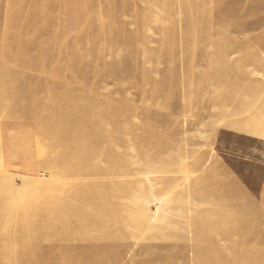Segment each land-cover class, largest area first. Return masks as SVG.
<instances>
[{"label":"rangeland","instance_id":"obj_1","mask_svg":"<svg viewBox=\"0 0 264 264\" xmlns=\"http://www.w3.org/2000/svg\"><path fill=\"white\" fill-rule=\"evenodd\" d=\"M46 1V13L32 20L35 0H0V66L7 68L0 73V86L12 76L22 87L26 71L33 80L28 86L32 96L20 97L14 114L0 91V177L9 180L3 192L22 199L38 197L45 188L55 191L48 186L57 176L53 158L68 139L24 119L37 114L38 98L46 93L41 82H62L63 87H54L59 93L75 86L76 79L87 86L84 92L97 110L92 112L99 127L115 138L112 145L85 149L115 156L120 176L107 191L136 183V195L121 201L141 219L133 230L117 228L116 241L96 242L94 233H88L87 246L73 249L85 257L77 264H264V0H205L203 9L196 5L200 26L206 27L197 30L200 38L194 44L187 43L181 0ZM90 6L98 16L89 33L71 31L64 13L71 10L76 16ZM205 35L210 40L200 43ZM8 54L12 61H5ZM119 111H128L129 117ZM66 121L70 125L76 119ZM85 140L80 137L73 149ZM27 146L41 148L43 154L14 155ZM106 162L96 163L104 167ZM63 164L67 168L72 162ZM80 168L94 170L87 164ZM99 181L71 177L61 184L79 194L78 187ZM70 201L66 196L57 203ZM95 203L91 197L85 201ZM11 222L16 227L23 223L19 218ZM8 239L1 244L8 246ZM253 250L257 254L250 256Z\"/></svg>","mask_w":264,"mask_h":264},{"label":"bare ground","instance_id":"obj_2","mask_svg":"<svg viewBox=\"0 0 264 264\" xmlns=\"http://www.w3.org/2000/svg\"><path fill=\"white\" fill-rule=\"evenodd\" d=\"M63 1L66 2L67 0ZM74 1L81 2L84 0ZM87 1L90 3V1L93 0ZM181 2L183 3V9L185 10L186 16L185 22H183L186 23L185 31H188V35H186L187 43L194 44V42L198 41V38H200L197 34V30L200 27H204V25L200 26V13H196L195 8L196 5L201 3L200 5L203 9L206 5V1L181 0ZM49 6L50 5L47 4L46 0H35L34 8H36V11L33 15H30L31 19L34 20L33 17H37L39 14H45L48 10L47 7ZM96 9L97 8L94 9V6L83 8L79 15L76 16L72 14L73 12L71 10H67L66 13H64V15H66L64 19L66 24H70L69 29H72L71 31H75L81 35L88 34L90 29L89 26H91V23L96 21L95 18L98 16ZM30 21L28 20L27 22L30 23ZM207 22L210 24L209 21ZM30 28H27L26 30ZM208 40H210V36L205 35L201 39L200 43H206ZM6 43L7 42H4V46ZM30 43H38V41L30 40ZM188 44L186 45L188 46ZM220 44L222 45V42ZM191 48H193V46H191ZM228 49H231V47H228ZM228 51L229 50H227V52ZM197 54L196 57H198ZM10 56L9 54L5 55V61H8V59L12 61L11 59L14 57L10 58ZM220 58L221 57L217 58V61L221 65ZM6 69V66H0V73L3 74ZM25 73H27L24 74L27 79H24L25 82L22 87L15 83L12 76H9L7 82L0 86V91H3V93L7 96L4 104L7 106V109H10V114H14V110H17L20 97L28 99L32 96L31 91H28L29 82L33 81L31 80L32 76L27 71ZM221 73L222 72L220 71L219 77L222 78L223 74ZM172 74H174V72ZM187 74H189V72ZM194 75L196 76V74ZM68 77L71 78V75ZM48 81H50L52 85L49 84ZM75 82L77 85L75 84V86H72V84H69L59 93L54 90V87L57 85L63 87L64 85H62V82L53 81L51 79H46L45 82H41L43 86L42 90L46 93L41 94L38 98L40 105L37 108V114L35 115V118L26 117L24 119L25 122H30L31 124L45 125L46 129L54 130L58 137L65 136L68 139V144L64 147L63 151L57 152L53 158L54 165L52 164V172L54 174L57 172V176L53 181L48 182V186H53L52 188L55 189V191H50L51 189L48 190L45 188L47 192L40 194L38 197L31 196L30 198L24 197L22 199H18L17 196H12V198H10L8 192L6 194L3 192V187L4 185L7 186V182L9 180H6L5 183L4 179L0 177V264H61L60 262H63L65 259L70 262L64 264H77L75 261L82 260L85 257L82 255H76L73 252V249L75 246H87L85 237L88 233H94L93 236L96 242L101 241L103 238L106 240L109 239L116 241L118 240V236L115 233L117 228H129L133 230L138 227L137 225H139V221H141V219L134 215L135 209L130 210V208H127V206L121 201L122 198H131V195H136L137 188L133 190V187L137 184L127 182V187L123 190L118 189L115 192L107 191L110 186L116 184L117 177L120 176V172H118L119 168L116 165V161H114L115 156L107 153L106 151H98L97 149L87 151L85 149L88 146L100 144L112 145L114 144L115 138H112L107 134L108 132L104 129L105 126L104 128L99 127L100 119L92 112L97 110L95 107L93 108L92 104L88 101L87 92H84L87 91V86L85 84L82 85L81 83H78L76 79ZM50 85L53 86L52 90H48V86ZM88 87L92 89L94 88L91 86ZM78 90L83 92L82 95L77 93ZM95 94V98H97L98 93ZM69 103H71L74 109H72ZM54 108H57V111H54ZM98 112L102 113L101 111ZM46 115L50 117L49 121H40V118ZM111 115L112 114L108 113L105 116L107 118H111ZM119 115L127 119L129 117V112L119 111ZM78 116L84 117L86 121L81 120L79 122ZM70 117L75 118L76 121L70 123L69 125L66 120L70 119ZM261 123L264 122L261 121ZM24 125L25 123L18 126L22 127ZM256 126H258L256 129L258 128L257 130H259L260 126ZM150 128L151 127H149V129ZM146 129L147 128L145 127V130ZM149 129L146 131H149ZM263 129L264 126L260 130L263 131ZM257 133L263 134V132L260 131ZM80 137L86 138L85 142L79 145L78 150L73 149L74 143H76ZM97 142L98 144H96ZM51 143L55 142L53 141ZM13 153L19 157L26 158V156H28L27 158H32L34 155L43 154V150L41 148H30L27 146L25 151L15 150ZM101 159H105V161H107L104 167H100L96 163L97 160ZM67 161L70 163L72 162V165L66 168V165L63 163H66ZM130 161L131 159L125 160L126 166L131 164ZM86 164L94 168V170L81 171L80 167L86 166ZM71 177L78 180L92 178L95 180L100 179V181L78 187V190L80 189V193L75 194L77 190L67 192L66 188L62 189L63 184L61 183L67 179H71ZM105 178L107 180H103ZM11 190L15 192L17 191L19 194L21 192L13 187ZM66 196L71 198L70 202L65 204L57 203L58 199ZM88 197L93 198L96 203L94 205H86L85 201ZM58 211L66 212L68 215L60 216L57 213ZM18 218L23 223L16 227L11 221ZM32 220L38 221V226H32L30 224ZM145 220L147 221L148 218ZM5 238H9V242L7 244L8 246L1 244V240ZM8 252L16 254V256L13 258H5L4 254H7ZM255 254H257V252L256 250H253L250 256Z\"/></svg>","mask_w":264,"mask_h":264}]
</instances>
